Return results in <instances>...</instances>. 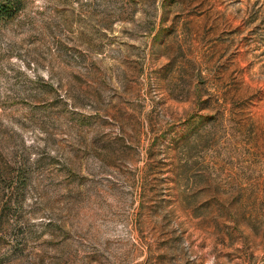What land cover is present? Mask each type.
Instances as JSON below:
<instances>
[{"label": "rangeland", "instance_id": "1", "mask_svg": "<svg viewBox=\"0 0 264 264\" xmlns=\"http://www.w3.org/2000/svg\"><path fill=\"white\" fill-rule=\"evenodd\" d=\"M0 264H264V0L0 17Z\"/></svg>", "mask_w": 264, "mask_h": 264}, {"label": "trees", "instance_id": "2", "mask_svg": "<svg viewBox=\"0 0 264 264\" xmlns=\"http://www.w3.org/2000/svg\"><path fill=\"white\" fill-rule=\"evenodd\" d=\"M22 0H0V17H8Z\"/></svg>", "mask_w": 264, "mask_h": 264}]
</instances>
